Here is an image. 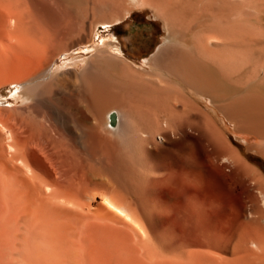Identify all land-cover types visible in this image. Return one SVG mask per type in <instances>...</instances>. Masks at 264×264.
Wrapping results in <instances>:
<instances>
[{
    "label": "bare ground",
    "instance_id": "6f19581e",
    "mask_svg": "<svg viewBox=\"0 0 264 264\" xmlns=\"http://www.w3.org/2000/svg\"><path fill=\"white\" fill-rule=\"evenodd\" d=\"M146 8L166 38L141 64L92 41ZM0 41L22 103L0 118V264L66 263L67 227L102 264H264V199L235 217L200 185L204 153L259 178L216 118L264 157V0H0ZM96 198L106 212L77 211ZM183 204L179 242L155 219Z\"/></svg>",
    "mask_w": 264,
    "mask_h": 264
},
{
    "label": "rangeland",
    "instance_id": "374dc122",
    "mask_svg": "<svg viewBox=\"0 0 264 264\" xmlns=\"http://www.w3.org/2000/svg\"><path fill=\"white\" fill-rule=\"evenodd\" d=\"M127 20L128 21L126 23L121 24L123 27L120 24H115L111 28H106V29L95 28L96 33L93 35L92 41L93 42L96 41V43H98L102 39L106 40L107 38H110L111 36L113 38L116 37V41L114 43H117L118 45L121 46V48L123 49V52L125 53V57L134 63L141 64L143 62V59L145 60L146 58L150 57L152 53L154 52V50L156 49V47L159 44H161L166 38L165 25H164L163 19L159 17L155 13L154 10L149 9V8L143 9L141 11L139 10L136 13L130 14ZM137 31L142 33V35L138 36V40L136 42V46L138 47L139 50L136 52H131V46L129 45V42L127 40L128 39L130 40L129 38L130 34H134ZM92 41H91V38H89L85 44H89ZM63 61L65 60L63 59L61 60V58H58L56 60V63L60 65ZM130 65L132 66L133 63H130ZM134 66L136 65H133L132 67ZM3 67H4L3 45L0 41V99L7 100V102H4V101L0 102V114H1L0 118H2L3 115H5V113H7V110H8L6 108L7 106H9L10 108H13V107H20L22 105V103L19 100H16L13 95L16 89L15 86L11 84L9 85L6 84L4 80V77H5L4 69L5 68ZM134 68H136L135 70H139L138 67H134ZM134 68H131V69L134 70ZM120 70L122 71L121 77L124 76V78L126 77V78L131 79V75H129L130 73L128 72L127 69H124V68L118 69L119 72L117 71V73H120ZM126 72L128 73L125 76ZM131 72H132V78L137 79L133 77L136 73L133 74V71ZM129 96L130 97H128V102L129 103L135 102V104L140 98H143V96H141L139 99L138 98L136 99L135 97L136 94H133V93H129ZM134 97L136 100L132 101ZM141 100L142 102H140ZM143 101H144L143 99H140L138 103H144L145 101L144 102ZM206 103H209V100H207ZM3 108H5L6 111ZM11 113H14V111L12 110ZM222 119H223V115L221 113H218V117L216 118V121H218V123L222 126L223 136L227 139L228 143L230 142L233 146H235L238 149L241 157L250 166L255 167L260 172V175H259L260 180L259 178L254 177L251 174H244L241 172L239 173L238 171H236L235 166L232 163H227V162L224 163L222 159H218V161L214 165L207 160L208 153H204V158L201 162L204 161L202 164H204V167L207 172L206 177H208L209 180L207 178L205 179H207L208 182L210 183H208L207 181L205 183V180H204V183L202 181L200 185L209 186L211 184V185H215L216 187L219 186L220 191L218 192V198H219L218 202L220 203L230 202V205L232 206L234 210L233 211L234 216L236 217L240 210V207L245 204H252V203H258V202L259 204H263L264 157L260 153H258V151L256 150H248L249 142H254L256 138H251L248 141L247 140L245 141L239 138L235 134L234 126L228 125L229 129H227L224 126V123H222ZM112 125L115 126L116 124L113 123ZM192 198H193V201L195 202L200 201L197 195L192 196ZM90 205L92 207L84 206L83 208L81 207V208H76V209L82 215H92L94 214V212L95 214L106 212L104 209V205L101 204V201L98 198L92 201ZM184 207H185L184 204L179 205V206L177 205V207H174L175 210L180 208L179 212H182V214L181 213L179 214L178 212H176L173 214L170 213L169 215L167 214V216L166 214L165 215L162 214L158 216L156 215L157 218L155 219V229L157 231H163L164 229L168 227H171V228L173 227L172 232L173 234H175L174 236H176L175 240L181 242L185 238L183 235V231L188 230V228L191 225V219L189 215L187 214V212L184 211ZM182 218L185 220H183ZM182 220L185 223L182 222ZM203 222H205L206 224L208 223L207 226L213 224V222L210 220L208 221V219H204ZM206 224L205 225L203 224V225L206 226ZM67 231H68L67 232L68 234L67 248L61 247L63 248V250H60V249H59L60 251H58V249L56 250V252L64 256V260L66 262L64 264H102V262H100L101 259L106 260L107 256L108 258L111 256V254L107 253L105 250H102L101 248H97L95 246L93 247L92 243L91 242L89 243L87 238L82 237V236L80 238L79 234L75 235L76 232L74 233L73 231L71 232V230L69 231L68 227H67ZM195 241H197V238L195 239ZM197 244L195 246V242H194L193 247H192L194 249L192 250H199L201 248L199 245L197 246ZM103 255L105 256V258L103 257ZM111 262L112 263L110 264L117 263L115 260L114 262L111 260ZM105 263L108 264L107 262ZM128 263L133 264L132 261Z\"/></svg>",
    "mask_w": 264,
    "mask_h": 264
},
{
    "label": "flooded vegetation",
    "instance_id": "af4514ba",
    "mask_svg": "<svg viewBox=\"0 0 264 264\" xmlns=\"http://www.w3.org/2000/svg\"><path fill=\"white\" fill-rule=\"evenodd\" d=\"M140 35H142V33H140L139 31H137L136 33H134V34H130L129 35V38L131 39V42H133V44L134 43H136L137 42V40H138V36H140ZM133 36V38H131ZM116 38V37H115ZM133 39H135V40H133ZM130 41V40H129ZM139 50V49H138Z\"/></svg>",
    "mask_w": 264,
    "mask_h": 264
},
{
    "label": "crops",
    "instance_id": "0c3cea01",
    "mask_svg": "<svg viewBox=\"0 0 264 264\" xmlns=\"http://www.w3.org/2000/svg\"><path fill=\"white\" fill-rule=\"evenodd\" d=\"M121 25V24H120ZM122 26V25H121ZM123 27V26H122ZM129 42V45L131 46V52H136L138 51V47L136 46V43L133 44V42L127 40ZM120 46V45H119ZM121 48V46H120ZM121 51L123 52V49L121 48ZM124 53V52H123ZM125 54V53H124Z\"/></svg>",
    "mask_w": 264,
    "mask_h": 264
},
{
    "label": "water",
    "instance_id": "95a60500",
    "mask_svg": "<svg viewBox=\"0 0 264 264\" xmlns=\"http://www.w3.org/2000/svg\"><path fill=\"white\" fill-rule=\"evenodd\" d=\"M109 120L111 124L114 123V120H115L114 112H110Z\"/></svg>",
    "mask_w": 264,
    "mask_h": 264
}]
</instances>
